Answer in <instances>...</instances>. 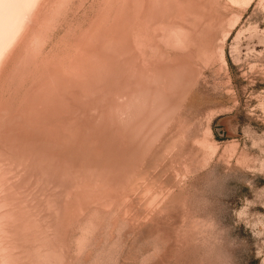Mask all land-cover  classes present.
<instances>
[{"label": "rangeland", "instance_id": "obj_1", "mask_svg": "<svg viewBox=\"0 0 264 264\" xmlns=\"http://www.w3.org/2000/svg\"><path fill=\"white\" fill-rule=\"evenodd\" d=\"M59 5L0 80V264H264V0Z\"/></svg>", "mask_w": 264, "mask_h": 264}, {"label": "bare ground", "instance_id": "obj_2", "mask_svg": "<svg viewBox=\"0 0 264 264\" xmlns=\"http://www.w3.org/2000/svg\"><path fill=\"white\" fill-rule=\"evenodd\" d=\"M60 1L0 0V80L15 54L43 40L45 17Z\"/></svg>", "mask_w": 264, "mask_h": 264}]
</instances>
